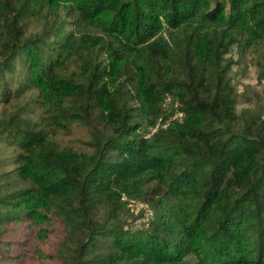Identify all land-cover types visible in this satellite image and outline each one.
I'll list each match as a JSON object with an SVG mask.
<instances>
[{"label": "trees", "instance_id": "obj_1", "mask_svg": "<svg viewBox=\"0 0 264 264\" xmlns=\"http://www.w3.org/2000/svg\"><path fill=\"white\" fill-rule=\"evenodd\" d=\"M233 46L264 81V0H0V138L17 152L0 255L28 219L39 240L60 223L37 250L57 264H264V111L237 109ZM35 101L84 124L89 150L28 122ZM131 198L151 210L139 227Z\"/></svg>", "mask_w": 264, "mask_h": 264}, {"label": "rangeland", "instance_id": "obj_2", "mask_svg": "<svg viewBox=\"0 0 264 264\" xmlns=\"http://www.w3.org/2000/svg\"><path fill=\"white\" fill-rule=\"evenodd\" d=\"M229 55L233 60H238L239 56L241 57L239 61L232 62L228 72L229 77H231V84L238 92L243 93L241 96L242 101L238 103L237 109L254 110L257 113H261V110L264 111V81L257 79V69L253 64L250 53L241 54L237 51L236 46H233L227 56ZM245 97H248L249 100L245 101ZM163 106L168 110L170 108L175 110L176 103L171 105L170 99H168L164 101ZM176 114L180 115L177 112ZM25 115L27 121L36 128L42 127L46 130L53 128L55 130L54 138L61 144L89 150L88 129L84 124L77 122V120H69L66 123L67 127L55 126L48 117L47 109H44L36 101L31 104V110H28ZM154 129L155 127L151 129V132ZM149 135L148 133L147 136ZM0 148H3V152L0 154V171L13 170L17 165V152L11 146H6L2 138H0ZM127 206L133 215H136L139 209L146 208L144 215L133 224L135 227H139L142 222L147 223L151 210L145 207L142 200L131 198L127 202ZM36 231L37 226L30 223L28 219L12 221L8 227L7 237L2 242L3 254L0 255V264H9L6 263L7 261H11V264H57L55 257L41 256L37 250H42L46 254L54 253L56 239L61 235L60 223L56 222L51 227L48 236L43 240H39L36 237Z\"/></svg>", "mask_w": 264, "mask_h": 264}, {"label": "built area", "instance_id": "obj_3", "mask_svg": "<svg viewBox=\"0 0 264 264\" xmlns=\"http://www.w3.org/2000/svg\"><path fill=\"white\" fill-rule=\"evenodd\" d=\"M167 100H168V98H167Z\"/></svg>", "mask_w": 264, "mask_h": 264}]
</instances>
